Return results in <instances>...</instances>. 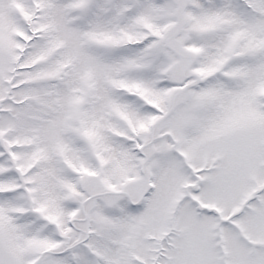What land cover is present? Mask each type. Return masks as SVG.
Segmentation results:
<instances>
[{"label": "snow or ice", "instance_id": "snow-or-ice-1", "mask_svg": "<svg viewBox=\"0 0 264 264\" xmlns=\"http://www.w3.org/2000/svg\"><path fill=\"white\" fill-rule=\"evenodd\" d=\"M0 264H264V0H0Z\"/></svg>", "mask_w": 264, "mask_h": 264}]
</instances>
